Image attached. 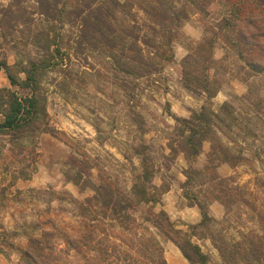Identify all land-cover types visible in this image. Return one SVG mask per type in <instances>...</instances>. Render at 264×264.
Here are the masks:
<instances>
[{
	"label": "rangeland",
	"instance_id": "1",
	"mask_svg": "<svg viewBox=\"0 0 264 264\" xmlns=\"http://www.w3.org/2000/svg\"><path fill=\"white\" fill-rule=\"evenodd\" d=\"M247 5L254 9L253 19L264 22V0H213L205 7L191 0H58L60 13L54 15L46 11L43 0H0V64L7 62L12 73L25 80L22 66L29 68L31 61L41 65L52 56L49 66L37 72L36 109L23 101L33 95V88L12 86L6 71L0 70V90L10 87L23 102L20 116L35 119L31 125L48 127L18 139L0 133V264H22L29 238L42 235L43 230L54 231L61 242L83 236L85 219L76 202L94 194L87 179L96 183L100 177L108 179L125 191L147 167L160 193L173 184L182 187L187 172L191 181L183 190L177 189V207L193 205L195 196L203 203L218 201L217 196L227 201L229 194H208L213 184L206 168L222 164L218 163L219 144L238 161L235 173L226 177L236 201L225 207L223 219L204 220L195 228L179 221L174 227L149 222L147 232L142 217L149 215V209L160 211L161 200L133 211L138 226L131 231L100 228L97 235L136 242L151 233L162 242L164 256L167 243L174 242L167 235L185 241L195 232L209 235L217 244L222 239L228 244L248 241L254 231L264 235L258 219L259 213L264 216V35L247 18L230 16L235 7ZM78 8L83 10L80 16ZM101 8L115 14L108 21L117 32L108 38L113 41L116 36L117 44L130 47L127 55L153 62L159 70L126 75L115 68L113 54L120 53L101 42L93 25L83 26L81 21ZM225 17L237 26L223 28ZM203 67L209 68L205 71L212 80L210 87L218 91L212 98L201 86H186L185 69L202 72ZM193 76L189 73L188 79ZM240 89L245 91L242 95L235 92ZM221 92L229 99L217 106L213 98ZM203 107L223 111L226 120L220 126L225 134L216 131V140L205 141L202 152L191 157L182 150L186 140L180 130L182 119H190ZM4 120L0 112V122ZM212 144L216 156L210 155ZM78 171L80 184L68 178L78 176ZM62 247L64 251L56 252L59 261L87 264L83 253ZM217 252L205 247L209 264H218L217 256L210 259ZM238 260L234 263H247Z\"/></svg>",
	"mask_w": 264,
	"mask_h": 264
},
{
	"label": "trees",
	"instance_id": "2",
	"mask_svg": "<svg viewBox=\"0 0 264 264\" xmlns=\"http://www.w3.org/2000/svg\"><path fill=\"white\" fill-rule=\"evenodd\" d=\"M48 1L49 0H43L46 11L51 15L60 13L59 9H57L58 0H52L53 2L50 3ZM191 1L198 7H205L206 4H209L213 0ZM82 11V9L78 8L76 11L77 15L80 16ZM253 14V7H248L247 5L241 8L235 7V10L231 11L230 16H233L236 20H240L241 17L247 18L248 23L255 28V30H257L258 34L264 35V27L262 25L264 22H262V20H258L260 23H257L256 20L253 19ZM114 15L113 11L103 10L101 8V10L98 9V12L94 13L92 16L83 17L81 21L83 26L86 25L88 27L93 25L97 35L101 38V42H104L106 46L112 48L113 50L116 48L120 53L119 56L113 54L115 68H117L119 72L126 75H143L159 70L153 62L145 61L138 55H127V47H130L127 44L125 45L123 42L117 44L116 36L113 37V41L108 38L109 35H115L117 32L114 30L115 25L108 21ZM90 19L94 21V24L90 22ZM223 25V28L237 26L232 19L226 17L223 19ZM247 30L248 31L246 32L249 34V29ZM239 32L242 33V30ZM238 37L239 40H241V38L243 39V36L240 38L239 33ZM85 38H87L86 35ZM91 38L94 39V37ZM51 59L52 56L42 62L41 65L31 61L29 68L22 66L20 72H24L26 74L25 80L19 79L15 76L7 62L0 64V70L3 69L6 71L7 77L12 86L19 85L23 88H33V95L23 99L25 103H28L31 109L38 108V100L35 95V91L38 86L37 72L39 68H47L49 63H51ZM191 59L194 62L197 60L192 56ZM189 60L190 54L186 56L185 63H189ZM205 60H209V57H206ZM205 68L203 67L202 72L196 70L191 71L188 68H184V79L185 77L187 78L185 80L187 87L193 89L196 86H201V91L206 93L209 98H212L218 91L217 89L213 90L210 87L212 80H210L207 71H205L209 68ZM189 73H193L194 75L192 80L188 79ZM225 106L226 104H223L221 109L224 110ZM23 109V102H21L16 96L14 90H11L10 87H3L0 90V112L5 115V120L0 122V133L7 132L18 139L24 136L25 133L35 129L37 130L38 128L42 131L47 130L48 127L42 128L40 125H38V127L37 125H31L35 122V119L31 118L24 120L20 116ZM222 113L223 111L221 114ZM221 114L220 112H215L212 109L208 111L205 107H203L199 112L194 113L190 119H182L185 123L181 126L180 130L186 138L182 144L183 152L187 155L189 154L191 157H197L202 152L203 143L205 141L216 140V131L217 133L225 134L220 125H223L226 119ZM195 120H199L200 123L195 125ZM215 121H219V125ZM187 129L189 130L188 134H186ZM218 148L222 156L221 158H218V163L225 162L230 164L232 167H236L238 165L237 159L235 157H231L227 147L223 144H219ZM217 153L216 147L212 144L210 155L216 156L218 155ZM210 160H212V158H209V161ZM216 167L217 165H214L211 168H206L208 173L210 172L209 180L208 178L207 180L213 184L208 194L215 195L218 192L223 194V196L229 194L226 199L227 201L222 200V197L220 198L219 196L215 198V200L224 204L225 207H228V204H233L236 201V198L233 197V192H231L228 188V181L230 179L221 177L217 173ZM199 172H201V170H199ZM77 174L78 176H69L68 178H70L69 180L80 184L81 171H78ZM185 175L187 180L183 184L184 187H186L191 181L190 174L185 172ZM100 179L99 183L87 179L86 183H88L94 191V194L92 197L76 202L78 208L81 209V215L85 219L83 225L85 228V234L80 238L70 236L62 239L61 242L56 238L54 231L49 232L43 230L42 235H35L29 238L22 253V264H68L67 262H63L61 260L59 261V257L56 254L58 251L65 250L63 249L62 244L83 253L87 264H168L164 256V246L162 242L151 233H149L150 235L141 236L136 240V242H133L126 241L127 239H122V237L117 238L116 241H111L108 237H99L97 232L100 231V228L104 231H111L113 227H118L124 232H128L133 228H136L138 224L135 223L136 218L133 215V211L143 205L150 206L152 204L153 206L155 203H160L162 195L169 190V187L162 190L160 193H157L155 189L158 187L153 183V174L149 172L147 167H145L143 171L136 176L130 190L121 191L118 187H114L112 181L101 177ZM194 200L195 201L192 204H197L203 215L201 222L196 225H192L194 228L202 225L204 220L212 222L216 221L215 218L208 215L207 207L211 201L203 203L199 201L196 196L194 197ZM99 215H102L104 218H108L110 223L106 224L105 221L99 217ZM142 218L145 222L144 229L147 232L150 231V228L147 225L149 222L158 227L163 225H167V227H174V222L171 221L168 214L163 209L158 212H154L149 209V215L143 216ZM258 219L261 221V226L264 229V216L261 213L258 214ZM101 223L105 226H102ZM36 228L37 227H34L33 230H36ZM178 230L180 229L175 231L177 233L182 232L181 230ZM251 234L253 238L248 239V241L244 240L243 242L228 244V242L222 239L220 244H217V242H213V244L228 264H236L234 262H237L238 259L246 261V264H264V235L259 236L257 232L255 233V231L251 232ZM167 237L176 243L184 256L189 260V264H209L208 255L202 251L198 244L192 241L191 237H188L185 241H180L178 238L175 240L171 237V235H167ZM91 252H93V255H90ZM232 259H235L234 262H232Z\"/></svg>",
	"mask_w": 264,
	"mask_h": 264
},
{
	"label": "crops",
	"instance_id": "3",
	"mask_svg": "<svg viewBox=\"0 0 264 264\" xmlns=\"http://www.w3.org/2000/svg\"><path fill=\"white\" fill-rule=\"evenodd\" d=\"M8 85L9 83L7 84V86ZM241 90L242 89H240V91L236 90L235 92L238 95H242V93L245 91H241ZM228 99H229V96L224 95L223 92H221V95L219 94L215 98H213L217 106H219L220 104H222L224 101ZM207 150L204 152H207ZM217 170L222 177H228L232 173H235V168H233L231 165L225 162L220 164L217 167ZM186 180H187V177L185 176V174H183V178L181 179V181L183 182L182 184H184ZM177 189L183 190L184 186L182 187L180 186V188H178L177 184L171 185L169 190L163 195V198H162L163 208L162 209L166 211L169 218L173 222L177 223L179 221L180 223H183V225L186 224L184 225L185 227H187L188 225L198 224L199 222H201L202 216H203L200 207L197 204H193V205L187 204L184 206L177 207V200H178L177 199L178 198ZM207 211H208V215L215 218L216 221L221 220L226 216V208L224 204L218 201L210 202L208 204ZM192 241L198 244L201 247L203 252L205 251V247H211L214 249L215 252H217V248L214 246L213 240L209 235L199 236L194 232L192 234ZM202 242H204L205 246L202 244ZM165 249H166L165 258L168 264H189L190 263L189 260L184 256L180 248L174 244V242H168ZM210 252L212 253V251ZM214 256H217V258L219 259L218 264H226L223 261H221V257L218 252L215 254L213 253V255L210 256V259H213V260L216 259V257L214 258Z\"/></svg>",
	"mask_w": 264,
	"mask_h": 264
}]
</instances>
